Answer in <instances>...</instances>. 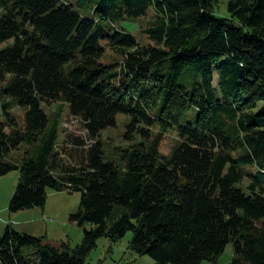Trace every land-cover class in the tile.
<instances>
[{
  "label": "trees",
  "instance_id": "1",
  "mask_svg": "<svg viewBox=\"0 0 264 264\" xmlns=\"http://www.w3.org/2000/svg\"><path fill=\"white\" fill-rule=\"evenodd\" d=\"M216 5L97 0L90 19L68 0H0V178L20 172L9 211L78 192L71 221L84 228L72 247L8 224L0 264H92L100 238L129 232L154 264H217L230 243L231 264H264V0H228L229 18ZM125 19L145 20L140 35ZM108 48L120 59L104 61ZM44 102L60 104L55 117ZM66 106L88 138L69 135L71 149ZM118 114L131 143L112 156L101 133ZM172 127L180 140L164 154Z\"/></svg>",
  "mask_w": 264,
  "mask_h": 264
},
{
  "label": "rangeland",
  "instance_id": "2",
  "mask_svg": "<svg viewBox=\"0 0 264 264\" xmlns=\"http://www.w3.org/2000/svg\"><path fill=\"white\" fill-rule=\"evenodd\" d=\"M74 4L76 10L84 17L95 19V8L97 0H68ZM215 13L221 17H230L228 10V0H217ZM144 19L130 20L125 19L118 25L121 28L128 29L132 34L140 35V29L144 23ZM141 40L147 42L148 38L141 35ZM120 59V56L114 53L111 49H107L104 61ZM43 109L52 117L60 110L59 103L47 104L43 103ZM15 113L21 121L23 119V111L16 108ZM130 116L127 114L117 115V124L104 130L101 133V139L105 143L106 152L109 155H119L121 148H126L130 145V140L126 138L127 123L130 121ZM22 122V121H21ZM69 135L82 136L87 140L86 131L81 125L80 119L69 115L68 106L63 110L60 117V138L59 144L66 145L70 149L75 147L69 139ZM180 138L178 136V128L172 127L165 134L162 140L160 150L164 154H168L171 149L177 144ZM136 141V139H135ZM88 141L87 143H90ZM24 147V146H23ZM61 151L62 148L60 147ZM23 150L13 152L12 157L20 160ZM246 170L254 174L258 173L256 167L247 166ZM20 172L14 170L9 174L0 178V231L4 233L8 224H11L16 230L29 233L38 237H44L45 240L55 246H61L66 242L74 247L83 241L84 228L78 223L71 221V214L78 211L81 195L78 192L70 193L69 191H56L48 189L47 201L45 207H34L31 209L21 210L11 213L9 204L12 195L19 183ZM252 181L248 175L238 186L246 188ZM248 191V190H247ZM90 227V226H88ZM133 234L129 232L119 242H112L106 237L98 240L97 247L90 253L87 258V263L92 264H154V260L148 255H139L130 250L129 244ZM234 256V246L230 243L223 254L219 257L217 264H231ZM172 264V263H168ZM201 264H213L210 261L204 260Z\"/></svg>",
  "mask_w": 264,
  "mask_h": 264
}]
</instances>
